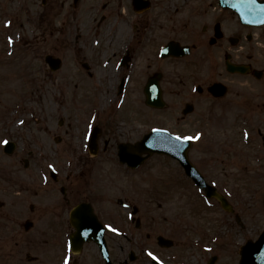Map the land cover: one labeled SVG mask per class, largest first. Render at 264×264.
Segmentation results:
<instances>
[{
  "label": "flooded vegetation",
  "instance_id": "af4514ba",
  "mask_svg": "<svg viewBox=\"0 0 264 264\" xmlns=\"http://www.w3.org/2000/svg\"><path fill=\"white\" fill-rule=\"evenodd\" d=\"M134 1L92 0L94 25L90 32L73 33V41L67 35L79 25L69 15L77 10L62 12L69 0H42L39 15L31 2L22 7L26 23L19 22V30L27 34L29 63L34 57L37 64L18 82L10 67L0 72L1 90L6 83L26 88L20 124L13 108L1 111L7 99L0 94V264H65V259L68 264H208L212 257V264H220L219 243L209 242L204 209L194 204L193 184L182 168L178 165V173L191 186L186 190L173 177L162 185L138 178L134 188L124 176L144 164L130 168L114 158L121 143H134L144 133L138 128L151 108L143 95L148 79L180 99L169 110H177L175 120L199 113L190 98L182 100L196 95L205 103L233 95L228 80L240 73L229 72L227 65L244 63L252 76V61L234 57L240 45L254 42L251 50L260 55L256 45L264 42V24L242 23L218 0H186L181 7L174 0H142L139 11ZM10 4L0 0V26L9 46V54L0 56L3 62L11 58L8 41L17 31ZM56 4L61 9L50 17ZM168 43L172 53L177 45L186 46V54L160 57ZM66 49L72 52L70 67L50 71L41 61L45 53L60 56ZM164 63L171 64L167 77ZM213 83L226 86L224 96L209 92ZM195 84L200 86L192 93ZM70 89L71 97H65ZM69 116L78 121V130L69 128ZM125 184L130 188L120 189ZM241 216L234 213L239 227ZM236 254L239 264L238 247Z\"/></svg>",
  "mask_w": 264,
  "mask_h": 264
},
{
  "label": "rangeland",
  "instance_id": "374dc122",
  "mask_svg": "<svg viewBox=\"0 0 264 264\" xmlns=\"http://www.w3.org/2000/svg\"><path fill=\"white\" fill-rule=\"evenodd\" d=\"M6 1L10 2V0ZM87 1L89 0H85V2ZM20 2L21 0H12V4L10 5L16 7ZM174 2L177 3V6L181 7L186 0H174ZM11 6L10 10L12 9ZM19 6L28 7L29 2L24 1ZM86 12L89 14L90 10H86ZM91 18L89 19L84 13L83 15H79L82 32L89 26L88 22L91 24ZM17 21L26 23V17L22 15L18 17ZM0 22H3L2 17H0ZM73 33L75 32H72L71 27L67 35L68 39L71 37V41H73ZM5 35L4 30L0 26V54L2 52L4 55H8L9 46L6 44L8 37ZM261 43L264 45V42ZM254 46L255 42L250 45H240L239 47H243L239 48L241 53L237 54L234 59L237 61L251 60L254 67H264V52L256 55L251 50L255 49ZM20 49L24 53L23 56H27L25 51L29 50V48L18 46L17 50L19 51ZM247 54L250 57H247ZM61 55L65 59L62 66L70 67L72 65L70 61L72 59V52L66 49L61 52ZM12 57H16L18 60L20 58L19 53H14ZM5 59L6 62L0 60L1 75L4 71L2 68L8 66L17 74V82L19 81L20 74L26 76L29 67L34 72V65L37 64V60L34 58L32 59L33 64L28 63L27 57L23 59L22 63L9 61L14 58L6 57ZM170 65L168 63L161 65V68L165 69V74H168V70H171ZM62 71L66 72L65 68ZM6 75L5 81H9V72ZM238 76L229 78L228 82L231 85L233 95H227L222 100L203 103L207 99H204V97L200 99L196 95H187L186 98L181 99L183 102L185 99L190 98L191 100L189 101L194 102L196 107H198L196 110L201 109L199 113L195 111L194 114L187 116L186 119L175 120L172 115L177 110L169 113L170 108L161 110L149 108V110H144L143 117L139 119L140 122L144 123L138 128V132H147L152 126H160L178 135L183 136L185 134L184 136L193 138V147L191 152L189 151L190 161L202 173L208 184H212L226 196L235 212L242 214L243 217L241 216V219L246 221L247 226L241 231L234 224V214L223 213L217 205L212 203L206 205L199 192L197 194L192 192L195 197L194 204L198 205L199 208H204V225L213 227L210 231L217 233L219 239L218 247L221 249L223 255L222 258L220 257V264H235L237 246L242 243L246 236H257L262 229L264 221V207L262 204L264 195V144L256 133V129H261L264 136V76L259 80L244 74H240L242 77ZM23 90H25L24 86H19L18 83H16V86L6 83L2 90L0 89L1 96L7 99L1 111L13 108L11 114L15 119L14 121L18 124L21 122L22 107L24 106L19 103L21 102V96H24ZM191 92L194 93L195 90L192 89ZM236 93L237 96H240H235L234 94ZM163 95L168 102L180 100L176 99L168 91H164ZM243 95H245L244 100L242 99ZM66 96L70 97L71 94H67ZM12 97L13 101L16 100L15 97H19V101L11 103ZM232 97L235 101L232 100ZM254 103H256V108L252 106ZM67 120L70 123V129L75 128V130H78L76 126L78 121L76 119L69 116ZM244 136H246V142ZM229 145L230 147H228ZM178 170L181 169L173 159L170 160L163 158L161 155H154L137 172L125 175L124 179L128 178L131 181L128 182L130 184H137L138 178L140 181L142 178L154 177L155 180H152V182L162 185L171 180L169 178L173 177V179H179L176 184L180 185L181 189L186 190L190 188L191 186H188L184 180V175L178 173ZM142 181L145 182V180ZM135 184L134 188H136ZM127 188H130V186L125 184L120 189L126 190ZM120 189H115L113 192L119 193ZM191 189L194 191V188L191 187ZM219 213H222V215ZM248 229L250 230L247 231Z\"/></svg>",
  "mask_w": 264,
  "mask_h": 264
},
{
  "label": "water",
  "instance_id": "95a60500",
  "mask_svg": "<svg viewBox=\"0 0 264 264\" xmlns=\"http://www.w3.org/2000/svg\"><path fill=\"white\" fill-rule=\"evenodd\" d=\"M233 6L235 7L236 11L239 12L240 17L244 19H264V4H260L261 7H258L259 9L256 10L257 13H253L252 15H250L249 13H245L248 7L246 8V5L242 3L241 0L234 1ZM247 12L252 13L254 12V10H250ZM49 63L52 65L53 61L49 60ZM237 69L241 70L239 66L237 67ZM153 88L154 90L156 89L155 87L149 86L148 90ZM148 90L147 98L149 104H162L160 101L159 93L154 90L151 93V90ZM157 130L159 129L152 130L150 133L144 135L141 141L133 145L124 144L121 148L122 152H120L121 160L127 161L130 165H136L142 161V158L139 157L141 153H147L148 155L152 153H164L175 157L180 161L186 173L190 177H192L199 188L204 190L206 197H214L220 203L222 208H224L225 210H232L227 200L220 193H218L213 186L206 183L203 176L188 160V142L184 144L185 140H178L175 136L165 130ZM251 244L252 243L248 241L241 248L240 264H264V228L257 242L252 245Z\"/></svg>",
  "mask_w": 264,
  "mask_h": 264
},
{
  "label": "snow or ice",
  "instance_id": "6c2138e0",
  "mask_svg": "<svg viewBox=\"0 0 264 264\" xmlns=\"http://www.w3.org/2000/svg\"><path fill=\"white\" fill-rule=\"evenodd\" d=\"M9 42L11 43V38H9ZM157 131H159V130H157ZM176 139H191V137H179V136H177L176 137ZM4 143H7V141H4ZM113 231H115V229H113ZM149 255L150 256H152V253H149ZM153 259H155V257H153ZM65 264H68V261H67V259H65Z\"/></svg>",
  "mask_w": 264,
  "mask_h": 264
}]
</instances>
